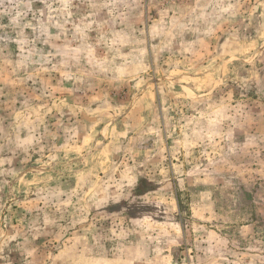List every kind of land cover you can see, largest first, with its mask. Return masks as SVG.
Listing matches in <instances>:
<instances>
[{
  "label": "rangeland",
  "instance_id": "374dc122",
  "mask_svg": "<svg viewBox=\"0 0 264 264\" xmlns=\"http://www.w3.org/2000/svg\"><path fill=\"white\" fill-rule=\"evenodd\" d=\"M0 264H264V0H0Z\"/></svg>",
  "mask_w": 264,
  "mask_h": 264
}]
</instances>
